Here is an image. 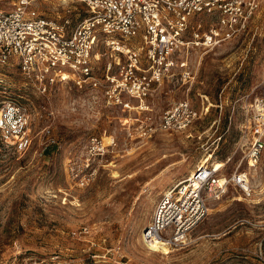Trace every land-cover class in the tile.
<instances>
[{
  "label": "rangeland",
  "instance_id": "1",
  "mask_svg": "<svg viewBox=\"0 0 264 264\" xmlns=\"http://www.w3.org/2000/svg\"><path fill=\"white\" fill-rule=\"evenodd\" d=\"M14 1L0 0V7ZM32 4L44 15L68 16L71 26L86 14L72 1ZM189 58L193 77L159 85L146 113L106 104L100 92L70 81L43 94L14 63L0 65V104H27L32 136L20 152L0 141V264H264V151L248 169L251 195L228 184L209 198L207 215L181 247L154 251L142 241L162 193L199 164H212L218 176L239 163L247 168L241 105L246 92H264V0L248 29L210 49L196 46ZM93 62L100 75L116 70L102 42ZM185 97L198 111L191 125L127 135L137 117L150 115L156 125ZM95 135L114 142L98 150L90 143Z\"/></svg>",
  "mask_w": 264,
  "mask_h": 264
},
{
  "label": "built area",
  "instance_id": "2",
  "mask_svg": "<svg viewBox=\"0 0 264 264\" xmlns=\"http://www.w3.org/2000/svg\"><path fill=\"white\" fill-rule=\"evenodd\" d=\"M82 3L84 14L73 26L68 16H47L32 0H16L0 7V65L14 63L26 81L45 94L58 82H72L78 89L102 94L109 105L146 113L147 98L174 75L193 77L189 54L198 46L213 48L249 27L260 0H59ZM102 42L112 57L114 73L98 74L94 47ZM264 85V60L261 80ZM242 105V128L246 150L230 175H222L212 164H199L194 173L175 182L158 199L151 219L141 230L143 243L154 251L181 247L190 231L207 215L208 199H218L228 184L251 195V166L264 151V92ZM188 98L164 109L158 124L150 115L137 117L131 138L150 136L156 127L183 129L197 117ZM0 141L20 152L32 141L27 104L3 99L0 104ZM111 140L109 144L113 143ZM90 143L101 150L102 136ZM107 144V143H106ZM107 144V145H109ZM101 146V148L99 147ZM212 166V167H211ZM83 177H80V179ZM83 182V180H81ZM160 245L154 247L152 245Z\"/></svg>",
  "mask_w": 264,
  "mask_h": 264
},
{
  "label": "bare ground",
  "instance_id": "3",
  "mask_svg": "<svg viewBox=\"0 0 264 264\" xmlns=\"http://www.w3.org/2000/svg\"><path fill=\"white\" fill-rule=\"evenodd\" d=\"M105 140H107V138H105ZM104 143H105V144H106V143L109 144L110 142H104ZM210 156H211V155H209V156L207 157V160L209 159ZM213 170H216L214 166H213ZM216 171H217V170H216ZM193 173H194V172H193ZM219 179H220V181H221V180L223 179V176H221ZM263 187H264V186H263ZM262 189H263V188H262ZM262 189H260V190H262ZM260 190H255V191H257V193H258ZM257 193H256V194H257ZM152 246L154 247V249H155L156 247H157V248L160 247V245H157V246H156V245H154V244H153ZM162 246H163V245H161V247H162ZM161 247H160V248H161ZM163 247H164V246H163ZM165 248H166V247H165ZM161 249H162V248H161ZM166 249H167V248H166ZM161 252H163V251L161 250Z\"/></svg>",
  "mask_w": 264,
  "mask_h": 264
},
{
  "label": "water",
  "instance_id": "4",
  "mask_svg": "<svg viewBox=\"0 0 264 264\" xmlns=\"http://www.w3.org/2000/svg\"><path fill=\"white\" fill-rule=\"evenodd\" d=\"M143 228H145V225L143 226Z\"/></svg>",
  "mask_w": 264,
  "mask_h": 264
}]
</instances>
